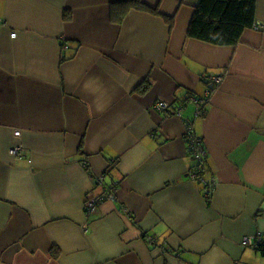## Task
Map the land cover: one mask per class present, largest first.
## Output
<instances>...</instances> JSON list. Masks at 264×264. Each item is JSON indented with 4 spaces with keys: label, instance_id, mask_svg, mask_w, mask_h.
<instances>
[{
    "label": "crops",
    "instance_id": "1",
    "mask_svg": "<svg viewBox=\"0 0 264 264\" xmlns=\"http://www.w3.org/2000/svg\"><path fill=\"white\" fill-rule=\"evenodd\" d=\"M197 2L0 0V264H264V0L223 46L188 36Z\"/></svg>",
    "mask_w": 264,
    "mask_h": 264
},
{
    "label": "trees",
    "instance_id": "2",
    "mask_svg": "<svg viewBox=\"0 0 264 264\" xmlns=\"http://www.w3.org/2000/svg\"><path fill=\"white\" fill-rule=\"evenodd\" d=\"M256 0H198L187 28L189 37L215 45H235L255 24ZM216 84H212V88Z\"/></svg>",
    "mask_w": 264,
    "mask_h": 264
},
{
    "label": "built area",
    "instance_id": "3",
    "mask_svg": "<svg viewBox=\"0 0 264 264\" xmlns=\"http://www.w3.org/2000/svg\"><path fill=\"white\" fill-rule=\"evenodd\" d=\"M6 25L5 20H3L0 17V27ZM255 30H261L263 29V26L261 24H254L252 26ZM15 32L11 33V36H15ZM209 79L213 80V83L219 82L222 78L220 76L212 75L209 76ZM207 94L211 92V88L206 89ZM188 101H191L193 104H195V111L194 115H201V113L205 110V97H193L188 96ZM169 101L166 99H158L154 102V106L157 110L165 112V110H168L170 108ZM180 109H177L175 111V114H179ZM14 135H19V131H15ZM186 140L188 144V150L192 153L193 157V166L189 169L188 174L189 177L193 179H199L203 184L202 193L205 196H209L214 191V182L213 179L210 178V176L207 175V152L203 143V140L200 139V137H197L196 134L193 132L192 128H189L186 133ZM9 153L15 156H21L22 155V147L20 145L12 146L9 149ZM102 176H98L95 181L99 184H103ZM114 189L112 187L104 186L101 193L96 197H90L85 204V211L86 213H91L94 211L96 207V203H98L101 200H108L114 199ZM149 243L154 244L155 240L152 238H149ZM240 245L243 247H248L253 250H259L264 252V234L262 232H255L254 234H249L246 236H243V238L240 241Z\"/></svg>",
    "mask_w": 264,
    "mask_h": 264
}]
</instances>
